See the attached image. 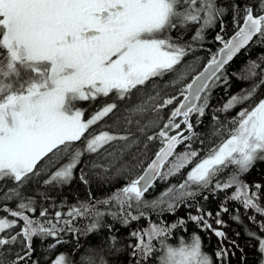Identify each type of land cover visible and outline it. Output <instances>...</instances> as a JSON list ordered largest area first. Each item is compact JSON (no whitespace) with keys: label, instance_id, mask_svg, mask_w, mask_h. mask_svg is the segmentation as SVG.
Returning <instances> with one entry per match:
<instances>
[{"label":"snow or ice","instance_id":"obj_1","mask_svg":"<svg viewBox=\"0 0 264 264\" xmlns=\"http://www.w3.org/2000/svg\"><path fill=\"white\" fill-rule=\"evenodd\" d=\"M228 14L234 34L226 39ZM218 21L221 47L213 52L204 49L205 33ZM254 38L264 45V0H0V264H42L33 258L36 237L54 241L43 264H214L198 233L169 241L188 222L227 239L205 219L196 199L205 192L226 193L216 225L227 226L220 219L227 201L242 205L259 229L246 234L264 264V184L244 178L264 162V69L250 61L244 75L232 72L259 79L211 105L213 91L229 82L226 66ZM201 50L206 60L196 55ZM208 112L205 134L196 129ZM176 176L178 183L146 198L155 181ZM77 178L85 198L69 203L49 194ZM117 178L125 183L93 195V183ZM181 206L196 214L160 220ZM142 218L147 226L130 230L126 243L114 234L116 223ZM231 219L241 222L238 210ZM81 220L88 223L76 227ZM103 228L107 249L89 248L79 261L66 253L47 258L68 243L65 233L76 236L79 251L80 236ZM229 251L219 247L216 261L224 264Z\"/></svg>","mask_w":264,"mask_h":264},{"label":"trees","instance_id":"obj_2","mask_svg":"<svg viewBox=\"0 0 264 264\" xmlns=\"http://www.w3.org/2000/svg\"><path fill=\"white\" fill-rule=\"evenodd\" d=\"M224 23L226 24V35L225 38L228 39L231 35L234 34V27L232 22V17L230 14L222 17ZM220 23L217 22L214 29H209L205 33V43L204 49H211L213 52L216 51L221 45L219 42H214L215 35L220 32ZM223 34V33H222ZM191 35V34H190ZM187 38V37H186ZM201 57H204L205 60L208 57V52L205 50H201L196 53ZM261 57H264V45H260L256 42V38H254L253 42H250L249 46L243 49L238 55L233 59L232 62L227 67L229 73V82L228 84H221L217 87L212 94L211 105L213 107H220L225 103L232 95L241 92L243 89L250 88L252 83L259 79V75L257 77H253L252 79H238L237 76H233L232 72H237L240 75H244L241 70L244 69L250 61H255L257 64H260V68L257 69L259 73L261 69H264V61L261 60ZM260 92L264 93V86L260 89ZM239 106L236 110H238ZM234 110V111H236ZM167 111V110H165ZM223 115V114H221ZM179 119V118H178ZM195 117L192 118L193 123H195ZM202 124L197 127V131L209 134L212 131L211 125V114L210 112L206 113V115L202 118ZM153 150H155L153 148ZM179 150V149H178ZM191 167V166H189ZM188 169H185L184 172L186 173ZM138 174V173H137ZM245 180L252 184V183H262L264 184V162H257L256 165L252 168V170L246 174L244 177ZM181 177L176 176L170 178L167 182H161L159 180L154 182V188L150 189L148 193H146V198L152 199L159 195L166 187L170 184L178 183ZM125 183L123 179L117 178L111 182H105L102 186L97 187L95 183L92 185V193L94 196L103 197L105 193H110L114 189L122 186ZM40 192L45 191L44 187H40ZM232 190H228L227 195H231ZM49 194L56 198L57 201L61 200L63 197H67L69 203H74L76 198L79 197L81 199L86 197V190L83 184H81L78 180H74L70 185H66L61 190H52ZM203 195H207L208 199L204 200ZM203 195L197 197V201L205 210V219H208V222L212 224V227L215 229H219L225 232L227 239L221 241V238L216 237L214 232L211 229L202 230L201 227H198L193 222H188L187 224V231L185 232L184 229H180L179 232H176L173 236L169 238V241L172 243H178V237L180 234H183L185 237L191 235V233L196 232L202 238V246L203 251L213 257L214 264H219L215 258V251L223 246L224 248L230 249L229 255L227 259L224 261V264H258V253L257 248L255 247L256 241L251 240L247 234L246 229L251 231H257L259 233V229L256 224H253L245 215V209L240 205L238 202L235 201H227L226 206L228 207L229 211L227 213H222L220 219L225 222L227 225L219 226L215 224V215L218 211H220V206L225 201V192H218L215 195L205 192ZM38 204H44L45 207H49L51 201H45L41 197H37ZM191 203V201H190ZM239 211L241 216V222L237 223L231 219L232 215H235ZM51 212L52 209L49 208ZM66 211V209H65ZM191 211L192 214H196V209H188L184 206H181L177 209L175 213H164L160 220L164 222H175L177 218H186L187 213ZM211 212L212 217L209 218L206 213ZM254 214L252 211L249 210L248 215ZM35 216H39V209L35 213ZM150 219L155 222L157 221V217L155 214H152ZM262 219L261 217L257 216V220ZM108 223H113L110 218H106ZM87 220L77 221L75 226L76 227H83ZM147 221L145 219H141L138 222H132L129 227H123L121 224L116 223L114 225L115 229L119 231L114 232V234L118 238L127 237L130 230L136 229L137 227H146ZM175 232V230H174ZM108 235V230L103 228L100 230V236L95 234H90L87 237L80 236L79 240L80 243L83 245L79 251H74V245L76 242V236L72 233H65L64 238L68 241V243L58 246L54 252L48 253L47 258L54 259L58 253H66L68 256L76 261H79L81 254H85L86 250L89 248H94L99 251L100 248L107 249L108 243L107 241L101 242L100 237H106ZM264 235V234H261ZM229 241H235L236 245H239V248L235 247L234 245L230 244ZM122 239V243H126ZM49 243H54L52 238H48L47 240H41L39 237L34 238L33 245L36 249L33 258H40L43 262L46 260L44 249L47 248ZM16 247H19L17 245ZM243 249V253L240 251ZM235 255H232V253ZM243 256V259H242ZM111 259V257H107ZM123 258L126 259V254L123 255Z\"/></svg>","mask_w":264,"mask_h":264},{"label":"water","instance_id":"obj_3","mask_svg":"<svg viewBox=\"0 0 264 264\" xmlns=\"http://www.w3.org/2000/svg\"><path fill=\"white\" fill-rule=\"evenodd\" d=\"M242 50H243V49H242ZM242 50H241V51H242ZM237 55H238V54H237Z\"/></svg>","mask_w":264,"mask_h":264}]
</instances>
